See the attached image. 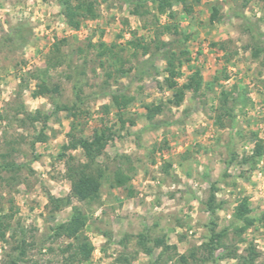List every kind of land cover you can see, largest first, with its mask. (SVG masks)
<instances>
[{
  "label": "rangeland",
  "instance_id": "rangeland-1",
  "mask_svg": "<svg viewBox=\"0 0 264 264\" xmlns=\"http://www.w3.org/2000/svg\"><path fill=\"white\" fill-rule=\"evenodd\" d=\"M95 1L97 18L75 31L57 0H0V223L6 230L0 264L17 257L23 241L19 264H78L63 253L74 241L54 236L72 206L53 212L49 197L70 196L69 168L87 163L82 150L59 157L68 134L91 138L104 128L113 137L97 159L104 171L99 200L72 198L88 217L78 242L94 246L83 264H180L179 256L209 240L212 222L228 232L225 245L243 256L252 244L256 264H264V161L253 157L256 144L264 143V53L255 56L264 46V0L246 6L244 0H201L189 15L174 5V19L148 0L138 8L123 0ZM165 25L178 26L179 33H162ZM133 38L150 46L149 55L127 45ZM157 38L166 46L156 59ZM100 42L116 46V64L98 56ZM172 53L176 64L183 62L181 85L196 70L204 81L180 107L167 104L173 90L164 84ZM42 69L57 94L33 96L40 81L32 74ZM119 90L135 99L123 113L124 126L109 96ZM56 103L77 104L78 116L54 113ZM149 104L166 105L154 124L144 117ZM38 111L50 115L44 130L43 120H30ZM42 130L46 142L37 141ZM6 164L15 167L3 169ZM119 169L127 182L115 186ZM213 186L216 217L207 211ZM244 199L256 223L240 238L234 213ZM139 234L149 235L152 255L139 246ZM157 238L165 245L157 246ZM223 253L217 250V261L208 264H242Z\"/></svg>",
  "mask_w": 264,
  "mask_h": 264
},
{
  "label": "trees",
  "instance_id": "trees-1",
  "mask_svg": "<svg viewBox=\"0 0 264 264\" xmlns=\"http://www.w3.org/2000/svg\"><path fill=\"white\" fill-rule=\"evenodd\" d=\"M61 9L62 14L66 19L67 25L78 31L82 24L88 19L97 18L98 14L96 12V1L95 0H57ZM127 3H131L136 8L140 7L141 4L146 3L147 0H123ZM156 5L157 11L161 15H167L170 19H174V14L171 12L174 5H181L183 7V11L189 15L193 11V6L195 4H199L201 0H148ZM250 0H244V5L246 6ZM218 11L215 9V12L212 14L211 22H214L217 19ZM239 16H241L239 14ZM162 33H171L178 34V26L174 25H165L162 27ZM142 41L139 39H132L127 42L128 46L134 47L135 49H142L143 55L147 56L151 52L150 46L147 44H142ZM155 45L156 54H152L151 57L158 58L160 56L162 48L160 46H166V43L161 42L160 40ZM154 42V43H155ZM264 45V39H263ZM55 52L60 53L59 44H55ZM98 56L99 57H107L109 60H114L116 64L118 60L117 54L114 52L116 46L115 45H107L104 42H100L98 44ZM264 53V46L261 49L255 52V56L259 55V53ZM149 61V60H148ZM183 67V62L181 60L176 64L175 54L172 53L167 59V67L166 73L168 76L164 79V84L168 89L173 90L172 99L167 101L168 105L174 107H180L183 103L187 92H191L193 94L199 93L203 86L204 81L200 70H196L193 74L188 78L185 84H180L178 80L182 77L181 69ZM122 75L126 74V71L122 69H118ZM47 73L48 69H42L32 74L34 79L40 81L38 84V89L33 93L34 97L39 96H52V94H57L59 92L58 86L50 87V84L47 81ZM108 77H111L109 74ZM80 94H77L79 98ZM225 101L229 100V93H222ZM109 96L112 100V106L120 113L119 120L123 124H126V120H124L123 113L126 111L134 102V97H131L125 94L123 91H115L109 92ZM165 104H149L145 105V114L144 117L148 120L149 123L154 124V120L158 115H161L165 110ZM67 111L74 117L78 116V105H74L72 107L62 106L59 104H55V112ZM1 119V118H0ZM30 120L34 122H38L43 120L44 129L47 128L48 122L50 120V115H44L40 111L36 114L30 116ZM134 124V122H132ZM40 133L37 137L38 142H46L48 140V136L44 134V132ZM69 142L63 146L62 154L59 156L60 158H64L66 153L69 151H77L82 150L87 159L86 164H82L79 166L70 167L67 173V177L71 181V195L67 198H54L52 196L49 197V202L52 205V211L56 212L65 207L72 206V215L66 222L59 224L54 229V236L56 238H67L73 240V243H70L64 250L63 253L67 254V259L71 263H88L92 259V255L94 252V246L87 240H83L82 242H78L80 233L86 228L88 223V217L86 213L78 206L72 205V198L76 199L79 203L91 204L97 200H99L101 188L103 185L104 171L98 167L97 159L102 155L103 151L107 143L112 139V132L109 128H104L100 130H96L91 138H83L78 137L73 133L68 134ZM254 158L261 159L264 161V143L258 142L254 149ZM15 165L6 164L3 166V169L11 170ZM97 168V169H96ZM97 170L94 174L93 171ZM116 184L115 186L124 185L127 180L125 177V173L122 169H119L118 173L115 176ZM216 188L212 187L211 196L209 202L207 204V211L210 213L212 217H216L217 208H216V197H215ZM251 208L246 199L242 200L241 203L235 210L234 218L237 222L241 223V226L235 229V234L238 237H242V235L247 232L248 229L252 228L255 225V220L250 216ZM264 225V215L260 220ZM210 238L204 243L201 247L196 251H192L189 255H181L179 256L180 264H191L192 262L196 264H208L215 263L217 261L216 251L219 249H223L224 253L221 257L225 258H239L242 264H256V261L259 258L258 253L255 248L251 245L247 248V255L239 256L238 249L232 248L224 244V239L227 237L228 232L223 230L221 232L217 231V224L215 222L211 223L210 227ZM6 230L2 229V225L0 223V239H5ZM150 239L147 234H139L138 236V244L141 249L147 254L152 255L153 250L148 246ZM242 241V240H241ZM153 242L157 245H165L164 239L157 238L153 240ZM16 250H18L19 254L15 258H11V262L9 264H19L23 261L25 257V243L20 242L17 245Z\"/></svg>",
  "mask_w": 264,
  "mask_h": 264
}]
</instances>
